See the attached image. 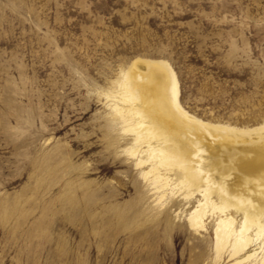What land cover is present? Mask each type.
Returning a JSON list of instances; mask_svg holds the SVG:
<instances>
[{
	"label": "rangeland",
	"instance_id": "obj_1",
	"mask_svg": "<svg viewBox=\"0 0 264 264\" xmlns=\"http://www.w3.org/2000/svg\"><path fill=\"white\" fill-rule=\"evenodd\" d=\"M138 57L171 63L197 117L264 122V0H0V264L236 261L126 151L105 94Z\"/></svg>",
	"mask_w": 264,
	"mask_h": 264
},
{
	"label": "bare ground",
	"instance_id": "obj_2",
	"mask_svg": "<svg viewBox=\"0 0 264 264\" xmlns=\"http://www.w3.org/2000/svg\"><path fill=\"white\" fill-rule=\"evenodd\" d=\"M111 85L105 95L115 122L131 133L126 151L150 191L167 206L190 207L185 220L194 233L216 218V260L264 264V122L240 127L192 114L164 59L135 58Z\"/></svg>",
	"mask_w": 264,
	"mask_h": 264
}]
</instances>
